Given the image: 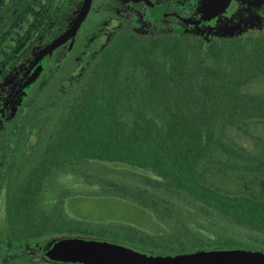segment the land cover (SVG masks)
<instances>
[{"label":"trees","instance_id":"1","mask_svg":"<svg viewBox=\"0 0 264 264\" xmlns=\"http://www.w3.org/2000/svg\"><path fill=\"white\" fill-rule=\"evenodd\" d=\"M20 7L0 6V256L8 264H45L22 253L53 234L112 239L145 253L249 241L264 249V137L252 131L264 123V90L248 89L264 79V0H230L198 24L157 17L148 35L110 25L100 46L73 40L53 62L41 53L51 37L9 51ZM41 61L20 101L3 95ZM231 129L253 148L236 143ZM96 163L128 167H106L92 181L98 195L141 207L147 228L71 216L65 194L40 204L48 179L72 173L92 182L85 166Z\"/></svg>","mask_w":264,"mask_h":264},{"label":"flooded vegetation","instance_id":"2","mask_svg":"<svg viewBox=\"0 0 264 264\" xmlns=\"http://www.w3.org/2000/svg\"><path fill=\"white\" fill-rule=\"evenodd\" d=\"M20 10L14 20V24L18 23L21 26L23 39H38L42 37H51V41L58 36L67 32L75 22L80 10L84 6L86 0H19ZM163 12L162 16H156L152 13L151 8L146 0H89L88 10L79 22L72 36L66 39L63 43L55 46L50 52V56L63 46L67 41L78 40H96L98 37L107 35L103 34L104 30L109 31V26L113 30H119L125 25L134 33L140 35L153 34L156 31L157 17L166 18L172 17L171 22L180 24L181 21L199 23V15H204L203 7L208 0H148ZM10 0H3L2 5H7ZM111 9L109 21L104 22V10ZM95 10V17L90 18L88 15ZM227 13L230 8H227ZM137 22L141 23L138 27ZM13 24V25H14ZM49 42V43H50ZM48 43V44H49ZM47 44V45H48ZM46 45V46H47ZM71 46V45H70ZM68 46L67 50L70 48ZM38 49H35L37 51ZM66 50V51H67ZM50 58V57H49ZM42 62V61H41ZM39 62V63H41ZM44 65H45V61ZM38 65V64H37ZM43 65V67H44ZM42 67V68H43ZM40 69V71L42 70ZM39 71V72H40ZM33 72V70H32ZM38 72V73H39ZM31 75V74H30ZM27 80V79H26ZM25 80V81H26ZM24 81V83H25ZM23 83V84H24ZM22 84V85H23ZM27 85V84H26ZM22 87V86H21ZM21 87L13 92L16 97L23 91ZM22 93V96H25ZM249 241V239L247 238ZM246 241V240H245ZM241 245L231 247H211L229 249L233 247H244L249 250H263L258 248L257 243L249 241L248 243L241 242ZM256 244V245H255ZM33 248L30 247V250ZM39 249V248H38ZM208 249V248H207ZM0 256V264L5 260L8 264L10 257L3 252ZM46 255V253L44 254Z\"/></svg>","mask_w":264,"mask_h":264},{"label":"rangeland","instance_id":"3","mask_svg":"<svg viewBox=\"0 0 264 264\" xmlns=\"http://www.w3.org/2000/svg\"><path fill=\"white\" fill-rule=\"evenodd\" d=\"M2 3L3 0H0V5H2ZM111 12H112L111 9L104 10L105 24L109 21ZM88 16L90 18L91 17L94 18L96 16L95 10H93L92 13L90 12ZM137 24L138 27L141 25V23L139 22H137ZM14 27L15 28L12 29V33H11L12 35L10 37L11 40H13L12 39L13 36H16V38L14 37L15 38L13 42L14 48H10L9 49L10 52L15 51V48L17 47L18 44H20L21 38L23 37V33L21 32V26L18 23H15ZM105 40L106 37L101 36L94 41L96 43V46L98 47ZM71 44L72 41H67L63 46L59 47V49L56 50V52H54L50 56L51 61L53 62L58 57L62 56L66 52L68 46H70ZM31 73L32 71H28V70L20 71L14 77V80L10 84H8V88L6 89V91L2 92L3 95L9 96L11 93L19 89L24 83V81L30 76ZM248 89L251 91L264 90V79L252 82L248 86ZM16 98L18 101L21 100V98L18 95L16 96ZM1 105L2 103L0 101V106ZM0 114H2V111L0 112ZM252 131L254 134L264 137V123L256 124L253 127ZM229 134L230 137L236 143L245 146L249 149L253 148V143H252L253 140L251 138L240 134L234 129H231L229 131ZM106 167L108 169L107 174H110L109 170L111 169H114L117 172V170H121V168H128L111 163H103V164L96 163L95 165L85 166V170L90 174V178H89L90 181H92L96 175H103L104 174L103 169ZM132 170L137 175L138 174L152 175L151 173L140 169H132ZM98 190H99V184L94 181L92 182L86 181L82 176L72 173L61 174L47 180L41 191L40 204L46 205L50 202H54L59 197V195L65 194L63 195V200L65 202V209L66 212L71 216L78 217L81 219H86L94 223L130 222V223H135L136 225H140L144 228H147L146 225L150 224L149 221H146V219L143 217L144 214L142 212V209L138 205L126 200L119 199L117 197L98 195L97 194ZM1 212H2V203H0V213ZM152 220L155 221L156 219L152 217ZM246 235L247 232L243 230H237V232L235 233V237L239 241L247 240ZM61 237H63V235H55V234L42 237L39 240V249L37 247L36 248L33 247L31 250H28L22 254L25 255V257H27L29 260H34L45 264H58L59 262L50 261L44 254L48 252L54 246L56 240ZM90 238L100 239L95 236H92ZM105 240L110 242H116L115 240L112 239H105ZM146 253L162 254L152 251H146ZM1 262L2 264H7L5 260H2ZM60 264H65V263H60Z\"/></svg>","mask_w":264,"mask_h":264},{"label":"water","instance_id":"4","mask_svg":"<svg viewBox=\"0 0 264 264\" xmlns=\"http://www.w3.org/2000/svg\"><path fill=\"white\" fill-rule=\"evenodd\" d=\"M146 1L154 15H163L161 9ZM229 2L230 0H208L202 11L211 15L218 14L225 10ZM88 6L89 0H86L71 28L45 46L41 53H49L73 35ZM43 65L42 61L34 68L24 85L37 75ZM22 93L25 94L26 91ZM46 257L52 262L65 264H264L263 250H249L244 247L200 248L175 254H147L120 243L81 236H63L57 239L54 246L46 252Z\"/></svg>","mask_w":264,"mask_h":264}]
</instances>
